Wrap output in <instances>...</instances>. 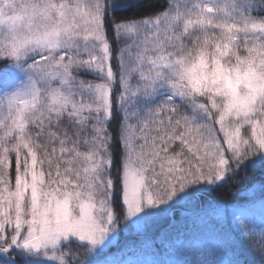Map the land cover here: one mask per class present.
<instances>
[{
  "label": "snow or ice",
  "instance_id": "snow-or-ice-1",
  "mask_svg": "<svg viewBox=\"0 0 264 264\" xmlns=\"http://www.w3.org/2000/svg\"><path fill=\"white\" fill-rule=\"evenodd\" d=\"M256 171L258 220L207 199ZM130 230L264 264V0H0V264H133Z\"/></svg>",
  "mask_w": 264,
  "mask_h": 264
},
{
  "label": "trees",
  "instance_id": "trees-1",
  "mask_svg": "<svg viewBox=\"0 0 264 264\" xmlns=\"http://www.w3.org/2000/svg\"><path fill=\"white\" fill-rule=\"evenodd\" d=\"M260 180H261V174L259 171L251 172V173H249V176H248V185L247 186H238V187L243 188L244 190L239 191L237 193L236 188L228 187V188L221 189L218 192L211 193L209 196H207V199L214 201L222 209L224 208V206L226 204H228L233 199H238L241 204L249 203V201H252L251 200L252 197L249 196V194H251V193L254 194L252 196H253V198H255V202H258L259 200H261V198H260L261 193H260V187H259ZM175 211H177V212H175L174 217L170 216V218L174 219L178 223H183L185 220H188L189 222H191V217H189L188 214H185V212L180 211V210H176V209H175ZM217 219H219V218H217ZM164 226H166V225L161 224L159 227H157L155 229V231L158 233L160 228L164 227ZM120 236L127 238V239L128 238L133 239V240L140 238L131 230L128 233L121 231ZM148 242L142 243L141 239H140L137 241V243L134 244V247H136V249L142 250V249H144V248H142L145 246L144 244L147 243L146 245H148ZM116 248H117V246L112 247L111 251L115 250ZM195 256H196L195 253H192L191 255L174 254L172 252L171 248L165 249L164 247L159 246L158 242H157L156 246H153L151 243L150 251L145 253V257L150 258L151 262L152 261H162V260H166V261L171 262V261H174L177 259L194 260Z\"/></svg>",
  "mask_w": 264,
  "mask_h": 264
},
{
  "label": "rangeland",
  "instance_id": "rangeland-1",
  "mask_svg": "<svg viewBox=\"0 0 264 264\" xmlns=\"http://www.w3.org/2000/svg\"><path fill=\"white\" fill-rule=\"evenodd\" d=\"M252 195H254V194L253 193L249 194V196L252 197L251 200H253ZM260 203H261V200H259L258 202H255V207H254V214H255L257 220L259 219ZM242 205L251 206V205H249V203L242 204ZM176 210H180V211L185 212V214H188V210L184 207H179ZM221 210H223V209L221 208ZM175 212H177V211L174 210L170 216L174 217ZM217 218L220 219V217H217ZM140 239L141 238L134 239V240L129 239V238L127 239V238L121 237L119 235L118 243L115 245V246H117V248L115 250H112V251H111V249L109 250L110 251V258H122V259H125L127 261L133 262V264H136V262H142V264H151L150 258L145 257V253L150 251L151 242L149 241L148 245H146L147 243H145L144 244L145 246L142 247L144 249H142V250L136 249V247H134V244L137 243V241Z\"/></svg>",
  "mask_w": 264,
  "mask_h": 264
}]
</instances>
